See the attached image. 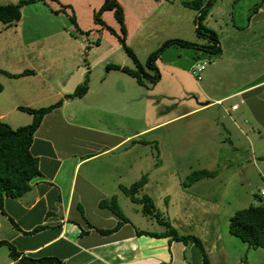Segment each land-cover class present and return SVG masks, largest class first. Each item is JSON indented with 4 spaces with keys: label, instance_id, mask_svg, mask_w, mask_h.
I'll return each instance as SVG.
<instances>
[{
    "label": "crops",
    "instance_id": "0c3cea01",
    "mask_svg": "<svg viewBox=\"0 0 264 264\" xmlns=\"http://www.w3.org/2000/svg\"><path fill=\"white\" fill-rule=\"evenodd\" d=\"M255 14L264 20V0ZM251 22L248 21L245 30L251 29ZM231 57L234 55L221 54L217 65L214 62L213 68L205 69L202 102L178 114L177 102L172 105L173 111H165L157 104L146 126L133 134H127L123 124L111 123L110 117L108 120L114 113L122 116L138 97V90L126 83L127 77L121 70H113L116 73L107 83L93 84L92 78L86 76L91 70L87 71L81 63H76L72 72L71 68L39 70L32 64L34 58L26 54L16 62L19 70L0 69L13 75L31 71L17 78L0 74L3 87L0 119L10 127L32 123L33 115L20 107L41 109L62 101L61 106L44 115L34 133L30 149L38 161L39 175L31 181L30 190L18 197L5 198L0 204V241L7 243L0 247V264H38L43 259H53L48 264H205L204 245L200 248L171 236H151L163 234L167 228L148 218L151 216L142 212V204L133 201L126 192L143 179L141 176L134 181L129 179L132 167L127 160V145L181 117L204 114L209 127L203 136L206 155L210 151H226L222 153L228 156L224 164L243 173L240 187H250L253 192L256 189V193L262 189L264 53L260 58L252 53L247 58L239 55L237 60ZM112 64L128 67L127 56ZM226 76L231 79L222 81ZM85 79H88L87 92L81 97H69ZM228 81L230 86H223ZM16 119L17 124L11 126L10 121ZM174 131H169V136L174 135L176 142L178 134ZM215 140L218 145L213 143L210 147ZM148 187L145 181L134 190L133 196L138 199L147 194L155 209L160 210L163 206L147 191ZM256 205H264V201ZM200 216L197 218L200 222L209 221L208 215ZM208 224L203 228L208 229ZM223 226L224 229H219L218 224L210 225L213 236H223L219 249L234 246L238 254L231 250L229 254L235 260L244 253L256 255L260 248L249 246L229 232L226 235L228 222ZM191 234L203 243L204 232ZM12 253L17 257H12Z\"/></svg>",
    "mask_w": 264,
    "mask_h": 264
},
{
    "label": "rangeland",
    "instance_id": "374dc122",
    "mask_svg": "<svg viewBox=\"0 0 264 264\" xmlns=\"http://www.w3.org/2000/svg\"><path fill=\"white\" fill-rule=\"evenodd\" d=\"M19 1L0 0V4H17ZM116 1L124 11L127 37L123 36L114 11H101L105 0H44L23 6L20 22L8 28L0 23V69L19 70L16 62L22 54H26L34 58L32 64L39 70L71 68L72 72L75 64L81 63L87 71L91 70L86 76L92 78L93 84H99L107 83L116 73L107 65L121 62L127 56L128 67L138 71L143 83L139 84L125 73L126 83L136 87L138 97L123 111L122 116L114 113L108 116V120L110 117L111 123L123 124L126 133L133 134L146 126L156 112L153 106L157 104L165 111H173L172 105L177 102L178 114L202 102L201 86L205 71L198 81L192 73L197 63L214 61L217 65L218 58L224 53L234 55L231 59L236 60L239 55L247 58V54L252 53V56L257 54L260 58L264 53V20L255 14L256 5L262 0H212L201 20L198 18L200 10H192L183 4L192 0ZM63 8L66 12L54 13ZM72 17H75L76 23L72 22ZM98 17L101 22L97 21ZM250 20L251 29L245 30ZM240 26L244 27L241 29ZM214 37L222 44L220 50L212 48ZM121 38L135 54L141 70L125 52ZM178 39L182 42H174ZM153 53L157 55L153 61L156 68L150 62ZM211 68L213 65H208L206 70ZM228 78L231 79L226 76L222 81ZM228 83L223 82V86ZM189 102L191 104L187 105ZM204 119V114L187 115L157 128L151 135L131 140L127 145V160L133 169L129 179L144 178L149 185L147 191L160 207L163 206L148 218L163 221L171 227L176 225L174 229L181 236L198 238L191 233H205L201 237L203 243L195 244L200 248L204 245L208 264H264V250L259 249L256 255L244 253L239 260H235L229 253L238 254L239 251L234 246L219 249L222 241L219 242V239L223 236L211 234V224H218L219 229H224L223 223L229 224V216L264 199L257 195L256 189L253 192L250 187H240L243 173L224 164L228 156L222 153L226 151H210L206 155L203 136L209 127ZM10 122L11 126H15L17 119ZM173 130L178 134L176 142L173 141L174 135L169 136V131ZM213 143L218 145L215 140L209 146L213 147ZM137 166L140 169H134ZM157 167L159 169H155ZM209 168L215 170V177L185 184L192 172ZM203 214L209 218V221H204L205 224L197 220ZM206 223H209L208 229L203 228Z\"/></svg>",
    "mask_w": 264,
    "mask_h": 264
},
{
    "label": "trees",
    "instance_id": "16d2710c",
    "mask_svg": "<svg viewBox=\"0 0 264 264\" xmlns=\"http://www.w3.org/2000/svg\"><path fill=\"white\" fill-rule=\"evenodd\" d=\"M37 1L44 0H20L17 4H0V23L11 26L21 20V8L23 6L33 4ZM184 6L193 10H200L199 20L207 13V10L212 5V0H192L183 2ZM260 7V4L256 5L255 10ZM66 8L54 11L55 14L66 12ZM114 11L115 17L120 24L121 31L125 37L127 29L125 26L124 11L120 3L116 0H105V3L101 7V11ZM73 23H76L75 17L71 18ZM98 22H101L100 18H97ZM200 29V24L197 26V31ZM123 48L125 52L132 57L134 62L140 70L142 69L139 61L137 60L133 51L125 45L124 38H121ZM174 42H182V40H174ZM185 43V42H183ZM214 50H220L219 42L214 37V44L212 46ZM157 57L156 53L150 56V62L152 67L156 68L153 64L154 59ZM109 70H121L124 73L134 77L139 84L143 83L141 76L137 70L130 69L129 67H121L116 64H108ZM6 74L9 77L17 78L21 75L31 73V71H25L19 75L9 74L7 72L0 71V74ZM3 87L0 84V92ZM88 90V79L79 85L75 92L69 97H81ZM62 101L41 109H31L27 107H20L19 109L28 112L33 115V121L31 124L21 126L18 128H12L0 119V204L5 198L18 197L30 190L31 181L39 175V167L37 159L31 154V144L33 142V136L37 128L39 127L45 114L51 110L61 106ZM216 176L215 171L199 170L192 172L185 182L186 185L194 183L202 178H212ZM145 182V179H141L139 182L132 185L130 189H127V194L131 196V199L135 202L142 204V212L147 216H153L156 211L152 200L143 195L140 198L133 196L134 190H137ZM160 221V220H159ZM158 221V222H159ZM167 230L163 234L151 235L155 237L171 236L173 240L182 242H194L200 244V240L193 236H181L176 230L169 224L160 221ZM229 233L241 241L247 243L253 248L264 249V205H250L247 208L237 211L229 220ZM7 243L0 241V247ZM12 257L16 258L17 255L12 253ZM53 259H43L38 264H48ZM205 264L207 260H204Z\"/></svg>",
    "mask_w": 264,
    "mask_h": 264
},
{
    "label": "built area",
    "instance_id": "2783aa9c",
    "mask_svg": "<svg viewBox=\"0 0 264 264\" xmlns=\"http://www.w3.org/2000/svg\"><path fill=\"white\" fill-rule=\"evenodd\" d=\"M213 64H214V61L213 62H210V61L199 62V63H197L196 65L193 66L192 73L197 78V80L200 81L201 80V73L205 71V69L207 68L208 65H213ZM233 108L235 109L236 106H234ZM257 194L262 199H264V188L263 189H259Z\"/></svg>",
    "mask_w": 264,
    "mask_h": 264
}]
</instances>
